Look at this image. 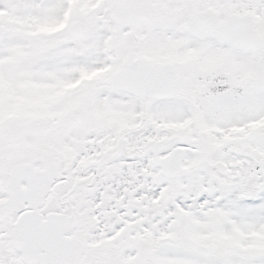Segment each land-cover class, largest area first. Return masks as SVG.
<instances>
[{
    "label": "snow or ice",
    "instance_id": "6c2138e0",
    "mask_svg": "<svg viewBox=\"0 0 264 264\" xmlns=\"http://www.w3.org/2000/svg\"><path fill=\"white\" fill-rule=\"evenodd\" d=\"M0 264H264V0H0Z\"/></svg>",
    "mask_w": 264,
    "mask_h": 264
}]
</instances>
